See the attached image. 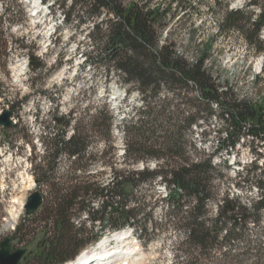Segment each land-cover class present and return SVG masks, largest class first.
<instances>
[{
  "label": "trees",
  "instance_id": "1",
  "mask_svg": "<svg viewBox=\"0 0 264 264\" xmlns=\"http://www.w3.org/2000/svg\"><path fill=\"white\" fill-rule=\"evenodd\" d=\"M43 1L63 8L66 24L75 17L79 23L85 22L84 16L95 20L103 10L112 15L93 22L90 38L101 51L96 63L108 74L117 73L125 96L137 91L140 101L135 113L122 121L123 159H106L107 147L114 142L115 117L109 104L80 118L70 138L61 130L46 143L34 174L38 185L48 188V196L15 232L17 237L36 230L44 235L30 264H65L103 234L128 226L145 246L169 231L178 233L176 252L183 264H264V178L255 180V196L233 190L231 165L214 159L246 136L264 140V107L220 90L205 67L207 54L190 63L171 43L160 46V8L138 0H72L65 9L62 0ZM246 5L259 12L227 11L220 32L236 30L252 48L264 52V0H246ZM214 117L222 119L225 137L208 154L197 145L194 130ZM89 133L105 142L101 154L87 151ZM118 163L123 166L118 168ZM99 164L109 166L110 182L98 179L94 171ZM251 177L247 173L244 181ZM158 183L167 189L161 198ZM83 213L92 225L78 222ZM95 222H100L97 232Z\"/></svg>",
  "mask_w": 264,
  "mask_h": 264
},
{
  "label": "rangeland",
  "instance_id": "2",
  "mask_svg": "<svg viewBox=\"0 0 264 264\" xmlns=\"http://www.w3.org/2000/svg\"><path fill=\"white\" fill-rule=\"evenodd\" d=\"M41 1L0 0V113L13 108V120L17 123L15 128L0 125V244L6 237L13 236L18 224L24 220V203L28 196L35 190L48 196V188L38 185L35 180L34 166L44 156L46 143L55 137V133L63 130L68 139L74 134L78 120L87 112L109 104L115 117L114 142L107 147L106 159H123L122 121L135 113L140 101L137 91L125 96L117 73L108 74L104 66L96 63L101 51L90 38L92 25L112 15L103 10L95 20V16H84L85 22L79 23V18L75 17L66 24L62 7L51 6L52 2L41 4ZM71 1L62 0L65 9ZM138 1L164 11L157 23L160 46L171 43L176 53L190 63L207 54L205 67L220 90H228L240 99H250L264 107V52L252 48L240 32L221 33L219 28L227 11L241 8L258 13L257 7L247 6L246 0ZM7 7L11 10H6ZM261 38L264 40V28ZM31 56L32 60L41 63L37 66L30 63ZM87 56L91 57L90 62L85 60ZM23 65V70L18 72ZM222 127L223 121L217 117L195 127L197 145L206 153H212L225 137ZM100 138L89 133L87 151L99 150L101 154L106 144ZM227 149L220 150L214 159L218 162V159L227 160L231 165L228 170L230 187L247 195H257L255 180L264 178V140L246 136L236 147ZM258 152L262 154L258 155ZM63 163L62 167L66 164ZM116 166L123 165L118 163ZM97 168L94 172L102 183L112 180L108 165L99 164ZM247 173L253 178L245 182ZM238 182H241V188L235 185ZM156 189L160 198L166 195L163 183H158ZM12 212L15 213L14 222L7 226ZM160 213L161 208L157 206L155 216ZM77 220L88 226L93 223L85 213ZM95 223L97 232L101 228L100 222ZM126 228L128 246L136 244L139 249L125 264H183L182 257L177 258L176 252L181 240L178 233L169 231L145 246L132 226ZM107 236L109 234L105 233L101 239ZM43 237L41 231L36 230L29 235L20 234L13 241V250L26 249L19 264H30ZM115 245H118L117 241H112V247Z\"/></svg>",
  "mask_w": 264,
  "mask_h": 264
},
{
  "label": "bare ground",
  "instance_id": "3",
  "mask_svg": "<svg viewBox=\"0 0 264 264\" xmlns=\"http://www.w3.org/2000/svg\"><path fill=\"white\" fill-rule=\"evenodd\" d=\"M25 62L27 63V61ZM23 68L24 65L18 69V72L22 71ZM14 216L15 213L12 212V216L6 222L7 226L14 222ZM127 233L128 231L126 230L116 231L98 241L91 249L83 250L75 259L68 261L65 264H125L139 249L136 244L133 247L128 246L129 242L126 241L128 238L126 236ZM112 241H117L118 245L108 248V246H106L107 243L110 242L111 244Z\"/></svg>",
  "mask_w": 264,
  "mask_h": 264
},
{
  "label": "water",
  "instance_id": "4",
  "mask_svg": "<svg viewBox=\"0 0 264 264\" xmlns=\"http://www.w3.org/2000/svg\"><path fill=\"white\" fill-rule=\"evenodd\" d=\"M41 61H33L32 64L37 66ZM14 109L9 108L0 114V125L4 128L16 127L17 123L13 121ZM44 203V195L40 190L33 191L27 198L25 203V211L27 215H33L41 208ZM17 235L6 237L0 244V264H19L23 255L26 253L25 248L13 250V241Z\"/></svg>",
  "mask_w": 264,
  "mask_h": 264
},
{
  "label": "built area",
  "instance_id": "5",
  "mask_svg": "<svg viewBox=\"0 0 264 264\" xmlns=\"http://www.w3.org/2000/svg\"><path fill=\"white\" fill-rule=\"evenodd\" d=\"M35 143L37 144V142L35 141ZM38 145H41V144H38Z\"/></svg>",
  "mask_w": 264,
  "mask_h": 264
}]
</instances>
